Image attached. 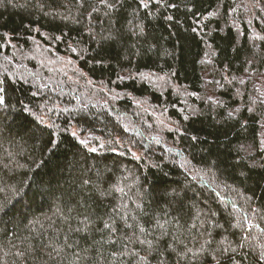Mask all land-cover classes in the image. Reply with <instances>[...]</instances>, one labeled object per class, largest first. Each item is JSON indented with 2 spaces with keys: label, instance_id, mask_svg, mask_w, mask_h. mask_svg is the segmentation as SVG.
Wrapping results in <instances>:
<instances>
[{
  "label": "trees",
  "instance_id": "1",
  "mask_svg": "<svg viewBox=\"0 0 264 264\" xmlns=\"http://www.w3.org/2000/svg\"><path fill=\"white\" fill-rule=\"evenodd\" d=\"M0 101V264H264V0H0Z\"/></svg>",
  "mask_w": 264,
  "mask_h": 264
},
{
  "label": "snow or ice",
  "instance_id": "2",
  "mask_svg": "<svg viewBox=\"0 0 264 264\" xmlns=\"http://www.w3.org/2000/svg\"><path fill=\"white\" fill-rule=\"evenodd\" d=\"M146 6V5H145ZM0 102H2V101H0ZM93 151H94V149H93Z\"/></svg>",
  "mask_w": 264,
  "mask_h": 264
}]
</instances>
